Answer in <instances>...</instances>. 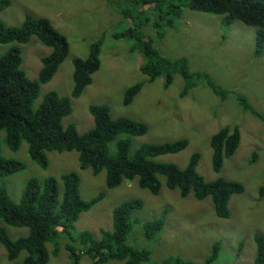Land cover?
Segmentation results:
<instances>
[{"label":"rangeland","instance_id":"obj_1","mask_svg":"<svg viewBox=\"0 0 264 264\" xmlns=\"http://www.w3.org/2000/svg\"><path fill=\"white\" fill-rule=\"evenodd\" d=\"M12 5L0 12V18L8 25L19 26L25 15L47 18L62 33L70 45V54L61 65L54 79L41 85L40 98L55 91L60 96L70 97L73 87L75 58H86L90 45L104 39L101 48V66L93 75L92 83L81 97L72 100L73 113L65 125L74 124L80 134L94 127L90 105L105 104L110 107L111 117H127L145 123L149 130L145 136L129 137L132 153L145 144L172 143L188 140L187 148L177 154L162 155L155 160L175 164L184 169L193 154H200L198 173L208 182L223 178L244 186L243 194L234 195L229 201L230 218L220 219L211 198L197 200L193 195L183 199L178 190H169L165 178L162 189L154 195L142 188L138 179L124 181L115 189L107 188V172L94 175L91 169L80 168L79 153L49 152V167L41 168L30 159L28 145L23 142L17 152L10 150L5 142V132L0 133V155L13 158L26 165L22 172L0 178L14 202H20L29 180L44 181L46 178L77 173L80 177V197L88 202L100 194L104 198L89 212L81 214L75 231L91 232L96 239L102 231L114 228L113 212L124 202L140 200L143 209L133 215V232L128 243L135 248L151 252L150 264H167L173 257L182 258L193 264H205L211 255L212 246L221 243L220 255L214 264H254L257 254L256 235L264 236V199L259 189L264 183V121L250 111H245L242 96L246 97L255 110L264 113V49L256 54L257 28L239 21L225 22V17L183 9L182 17L172 27L163 28L165 36H157L158 29L151 24L144 28L143 38L153 39L157 54L168 60L185 58L192 73L209 76L197 79L198 86L185 97L181 96L184 81L179 71L171 68L173 82L166 87V73L151 82L140 68L150 58L132 48L129 38L116 39L115 34L134 27L106 0H11ZM10 45H0V54ZM22 69L30 79H36L42 68V57L51 53L37 37L22 45ZM167 68L171 64L164 65ZM220 87L223 97L216 95L207 83ZM137 83L143 87L131 104L125 105V92ZM238 127L241 143L237 152L225 158L220 174L212 167V138L224 127ZM115 144H112V152ZM167 211L165 228L152 241L143 237V223L154 221ZM12 239L28 234L27 228L5 224ZM77 233H73L74 235ZM68 238L60 240V253L51 255L48 264H70L65 244ZM78 244V243H77ZM52 252V245H48ZM23 253L14 262H9L7 252L0 243V264H20ZM173 258V259H174ZM81 264H92L88 256H82ZM106 264H126L111 260ZM170 264H174L171 261Z\"/></svg>","mask_w":264,"mask_h":264},{"label":"trees","instance_id":"obj_2","mask_svg":"<svg viewBox=\"0 0 264 264\" xmlns=\"http://www.w3.org/2000/svg\"><path fill=\"white\" fill-rule=\"evenodd\" d=\"M107 5L116 10L134 27L114 35L116 39L129 38L132 48L148 56L140 68L151 82L166 73V87L173 82L171 68L179 71L184 81L181 96L185 97L198 86L197 79L207 74L192 73L185 58L171 61L157 54L151 38H143L144 28L151 24L158 29L157 36H165L163 28L176 25L182 17L183 9L199 11L225 17L227 24L239 21L257 28L256 54L260 56L264 49V0H106ZM12 5L11 0H0V12ZM33 37L52 51L42 57V68L36 79H30L22 69V45ZM104 39L90 45L86 58H75L74 87L70 97L60 96L50 91L40 98L41 85L50 83L61 65L70 54L67 38L60 33L47 18L25 15L19 26H12L0 18V45H10L0 54V133L5 132V142L10 150L17 152L22 143L28 145L30 159L41 168L49 167V152L79 153L80 168L91 169L94 175L107 172V188L115 189L124 181L138 179L139 185L158 195L165 178L169 190H178L181 198L193 195L197 200L211 198L215 213L220 219L230 218L229 201L232 196L243 194L244 186L236 181L219 178L208 182L198 173L200 154L192 155L187 166L182 169L175 164L157 162L155 159L167 154H177L185 150L188 140L172 143L145 144L132 153L130 139L122 136L142 137L148 133V126L127 117L113 119L110 107L105 104L90 105L94 127L85 134H80L72 123L65 125V120L73 113L72 100L81 97L92 83L93 75L101 66V48ZM171 64L170 68L164 65ZM209 76V75H207ZM210 77V76H209ZM207 83V82H206ZM210 87V84L207 83ZM142 83H137L125 92L124 103L129 105L141 92ZM211 88V87H210ZM220 87L212 86L216 95L223 97ZM240 106L252 112L264 121V113L253 108L248 99L242 96ZM241 143L238 127H224L212 138V167L220 174L225 158L232 157ZM112 144L115 151L112 152ZM26 165L13 158L0 155V178H6L22 172ZM80 177L73 172L61 176L46 178L44 181H28L21 201L14 202L7 189L0 188V219L7 225L27 228L28 234L19 239H12L6 229L0 226V243L7 252L9 262H14L23 253L25 258L20 264H48L51 255L60 253L62 238L70 242L65 244L69 253L70 264H81L82 256H88L92 264H106L111 260L124 261L126 264H150L151 252L139 249L128 243V236L133 232L136 222L133 215L142 211L140 200L127 201L116 207L114 228L102 231L101 238L88 231L77 233L76 223L81 214L89 210L104 198L100 194L91 201H84L79 193ZM259 197L264 199V183L259 189ZM167 211L154 221L143 223V237L147 241L156 240L165 228ZM77 234H73V233ZM257 254L254 264H264V236L256 235ZM78 243V244H77ZM52 245V252L48 245ZM221 243L212 246L211 255L205 264H214L219 258ZM174 258V257H173ZM170 264H193L175 257Z\"/></svg>","mask_w":264,"mask_h":264},{"label":"clouds","instance_id":"obj_3","mask_svg":"<svg viewBox=\"0 0 264 264\" xmlns=\"http://www.w3.org/2000/svg\"><path fill=\"white\" fill-rule=\"evenodd\" d=\"M220 243V242H219ZM214 245V244H213ZM220 249H221V247H220ZM219 255H220V253H219Z\"/></svg>","mask_w":264,"mask_h":264}]
</instances>
